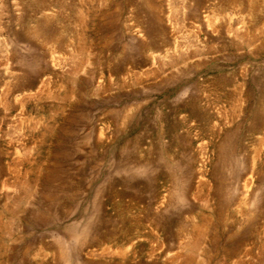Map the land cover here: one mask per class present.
<instances>
[{
	"label": "rangeland",
	"instance_id": "374dc122",
	"mask_svg": "<svg viewBox=\"0 0 264 264\" xmlns=\"http://www.w3.org/2000/svg\"><path fill=\"white\" fill-rule=\"evenodd\" d=\"M0 264H264V0H0Z\"/></svg>",
	"mask_w": 264,
	"mask_h": 264
}]
</instances>
